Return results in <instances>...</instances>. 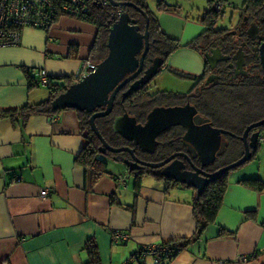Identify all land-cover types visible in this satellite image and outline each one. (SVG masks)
<instances>
[{"label": "crops", "instance_id": "crops-1", "mask_svg": "<svg viewBox=\"0 0 264 264\" xmlns=\"http://www.w3.org/2000/svg\"><path fill=\"white\" fill-rule=\"evenodd\" d=\"M160 1L177 9L157 11ZM198 1L147 0L161 30L178 45L161 71L203 73V56L188 47L206 29L201 18L207 0L203 7ZM223 1V14L239 15L246 0ZM95 36L93 24L70 16L59 17L48 30L22 28L17 46L0 47V110L48 98L47 87H28L35 69H45L58 83L64 77L74 82ZM85 144L74 109L25 122L0 117V264H85L89 239L100 264H122L140 247L195 233L193 189L178 185L165 193L164 181L144 176L136 192L134 176L108 159L106 173L90 186L87 171L75 161ZM262 157L264 150L229 174L215 222L167 264H264V190L240 183L255 177L264 182ZM44 188L48 197L39 195ZM115 232L127 239L114 241ZM143 264L155 263L146 258Z\"/></svg>", "mask_w": 264, "mask_h": 264}, {"label": "trees", "instance_id": "trees-1", "mask_svg": "<svg viewBox=\"0 0 264 264\" xmlns=\"http://www.w3.org/2000/svg\"><path fill=\"white\" fill-rule=\"evenodd\" d=\"M114 2H127L129 4L123 6H114L105 0V3H100L95 0H86L85 11L78 15L77 19L93 24L96 27V36L93 45L89 51L88 61L93 65L102 61L107 53V38L110 27L121 13H127L128 16L135 21L140 31L143 32L145 28V18L141 13L143 11L148 18V52L143 61V68L146 69L155 58H160L163 65L166 63L168 57L177 49L178 45L175 40L169 38L160 28L155 12H153L147 3V0H113ZM217 1L222 5V13L214 11L213 3ZM208 9L204 12L201 22L204 23L206 29L194 38L188 47L199 52L204 58V70L200 76H193L177 71H172L175 75L189 78L193 81L192 88L187 93H174L167 91L151 92L147 85H142L137 91H130L126 93L129 84L124 86L117 92L111 113L105 117L95 119V125L103 137V139L112 147H129L133 149L134 155L143 161H156L161 157H165L172 152V145L168 143L170 135L174 132L167 131L158 138V146L156 152L148 155L141 151L132 142L123 139L112 130V122L116 116L124 113L134 117L137 123L144 124L147 114L158 106H170L174 104H182L184 101H192L197 95L199 100L196 105L200 112L209 120L213 127L221 128L228 133L224 135L226 146L221 155H219L215 162L207 167L206 171L214 172L217 169L228 165L238 160L244 153V146L241 140L244 129L264 117V79L259 57L253 51V46H258L259 41L264 40V23L259 25L258 41H248L242 50L245 54V68L247 75L241 77L238 81L230 80L227 74L228 65L231 63L232 57L240 46V38L231 34V29L228 27H215L217 19L223 15L224 1L223 0H207ZM176 6H171L160 1L156 5L157 11L176 10ZM264 12V0H246L244 5L240 8L239 15H254L261 16ZM58 19V18H57ZM56 19V20H57ZM53 20L51 25L56 21ZM50 25V27H51ZM49 27V28H50ZM48 28V29H49ZM42 29V30H48ZM244 33H242V39ZM260 39V40H259ZM212 49H219L224 55L230 57V60L221 62L218 70L221 75L215 83L205 84L204 80L211 71L206 60V54ZM162 65V67H163ZM159 68L156 75L162 70ZM34 72V70H33ZM28 75V87L38 86L34 73ZM155 75V76H156ZM154 76V77H155ZM62 83L53 81L49 77L48 98L35 104H25L18 109L0 110V117H9L14 119L20 117L25 122L30 116L45 114L53 116L58 113L51 107V101L60 93H62L67 86L74 83L69 78H59ZM223 83H220V82ZM238 82V83H237ZM98 110H102L101 108ZM79 126L83 133L86 132V144L75 157V161L82 165L89 176V185L93 186L99 177L106 173L105 160H113L117 163L123 164L125 160H131V156L127 152L111 153L100 151L101 142L98 137L92 132L89 125L90 113L77 111ZM176 131V129H172ZM254 131L259 132V135H264V125L260 126ZM250 133L248 136H250ZM260 143V142H259ZM257 144L255 149H251V157L244 164L237 168L226 171L220 175L216 180L206 185L203 193L196 199L195 192L192 200V212L196 222L195 233L189 238H182L170 240L162 243L164 248H171L172 252H163L160 254V263H169L179 251L186 248L191 243L197 241L203 234L205 228L214 223L217 213L222 204L223 196L227 188L228 176L234 170H237L246 165L249 161L256 160L260 144ZM124 165V164H123ZM125 166V165H124ZM127 173L134 176V189L138 192L141 179L144 176H149L155 180L164 181L165 193L178 185L187 188L183 184H178L175 181L167 180L161 174L148 167L141 168L139 171L131 170L125 166ZM244 185H248L257 191L264 190V182L260 178H248L240 181ZM113 201V200H112ZM226 233L221 229L220 234ZM85 251L87 254V261L85 264H100L99 254L96 243L89 239L85 243ZM145 250L140 247L131 257L126 261L136 260L138 264H143L148 256L142 257ZM151 259V258H150ZM157 264V263H155Z\"/></svg>", "mask_w": 264, "mask_h": 264}, {"label": "water", "instance_id": "water-1", "mask_svg": "<svg viewBox=\"0 0 264 264\" xmlns=\"http://www.w3.org/2000/svg\"><path fill=\"white\" fill-rule=\"evenodd\" d=\"M109 2L114 6L129 4L127 2L118 3L113 0H109ZM141 13L145 18L144 31H140L135 21L127 13H121L110 27L106 57L95 65L92 72L80 81L70 84L62 93L57 95L51 101V107L55 111L74 109L90 113V129L101 142L100 151L102 153L106 151L111 153L127 152L131 156V160H125L123 164L128 167L129 171L136 170L139 166L158 169L169 162L161 169V176L193 189L197 199L207 184L216 180L222 173L237 168L250 159L251 149H255L259 143V132L255 131L250 136L248 134L264 125V117L244 129L241 136L244 146L243 155L238 160L213 173L204 172L197 167H193L192 170L185 169L184 163L175 159L179 154H172L162 162L148 163L139 160L134 155L132 148L110 146L99 133L95 119L111 113L117 92L128 82L134 80L142 70L143 61L148 52L149 40L148 18L143 11ZM257 33V26L251 25L248 36L255 39ZM238 52L239 55L234 56L233 59L239 60L236 66L241 67L243 54L241 50ZM211 53V56L206 54L209 61L214 55H220V51L217 49ZM257 53L264 79V40L260 42ZM228 58L222 59L227 60ZM162 65L163 61L160 58H155L152 65L144 71L143 76L130 84L126 93L137 91L142 85H146ZM211 66L213 67L214 64ZM210 81H212V77L206 79L207 83ZM100 108L102 110H98ZM173 126L184 128L185 132L182 139L196 152L202 165H209L214 162L216 156L224 150L225 142L222 141V135L227 131L213 127L209 120L198 115L196 109L189 103L183 106L154 107L147 114L144 124L137 123L134 117L126 113L116 116L112 122L114 133L132 142L145 153H153L157 145L156 138L164 130ZM85 135L86 132L83 133V136Z\"/></svg>", "mask_w": 264, "mask_h": 264}, {"label": "built area", "instance_id": "built-area-1", "mask_svg": "<svg viewBox=\"0 0 264 264\" xmlns=\"http://www.w3.org/2000/svg\"><path fill=\"white\" fill-rule=\"evenodd\" d=\"M105 3V0H95ZM86 0H0V47L17 46L20 40V30L28 27L32 29H48L59 17H77L85 11ZM214 11L222 13V5L215 1L212 5ZM95 68L91 62L85 63L83 71L78 74L75 82L80 81ZM36 82L39 86L49 85V76L45 69L34 70ZM259 142L264 143V135H259ZM41 197H48L50 191L47 188L39 192ZM114 241L125 240L127 235L122 232H115L112 235ZM145 250L142 257L148 256L154 263H160V254L172 252L171 248H164L161 245L143 246ZM264 251V248H263ZM244 256L239 260L243 261ZM122 264H132V261H125Z\"/></svg>", "mask_w": 264, "mask_h": 264}, {"label": "flooded vegetation", "instance_id": "flooded-vegetation-1", "mask_svg": "<svg viewBox=\"0 0 264 264\" xmlns=\"http://www.w3.org/2000/svg\"><path fill=\"white\" fill-rule=\"evenodd\" d=\"M238 21H237V23L234 25V26H232V27H229L230 29H231V34L233 35V36H235V37H237V38H240L241 39V41H240V46H239V48L237 49V51L235 52V54H234V56H236V55H239L238 53V51L239 50H241V52H242V54H243V65L241 66V67H237L236 66V63L238 62L239 63V60H236V59H233V57H232V62L231 63H229V65H228V70L226 71L227 72V74L229 75V78H230V80H236V81H238L241 77H243V76H246L247 75V71H246V68H245V54H244V52H243V50H242V47L243 46H245V40L244 39H246V43L248 42V41H258V38H259V25L260 24H262V23H264V12L262 13V15L261 16H258V17H256V16H254V15H245V16H240V15H238V19H237ZM251 25H256L257 26V29H258V33H257V36H256V38L255 39H252V38H250L249 36H248V30L250 29V26ZM252 31V30H251ZM242 33H244V38L242 39ZM251 33V32H250ZM248 40V41H247ZM260 40V39H259ZM260 42L261 41H259V44H260ZM258 47H259V45L257 46H253V51L255 52V54H257V56H258V53H257V50H258ZM213 50H216V49H212L211 51H213ZM217 50H219V49H217ZM211 51L208 53L210 56H211ZM220 51V50H219ZM226 58V57H228L227 55H224L221 51H220V55H214L212 58H211V60L209 61V60H207V62H208V65H209V68H210V72H209V74H208V76L205 78V80H204V83L205 84H210V83H215L219 78H220V75H221V73H220V71L218 70V66H219V64L221 63V62H226V61H228V60H230V57L227 59V60H224V59H222V58ZM145 59V58H144ZM153 61H154V59L152 60V62H151V64L148 66V67H150L151 65H152V63H153ZM211 64H214V66L212 67L211 66ZM147 67V68H148ZM146 68V69H147ZM146 69H144L143 67H142V70H141V72L139 73V75L135 78V79H138V78H140L141 76H143V74H144V71L146 70ZM208 77H212V81H210V82H206V79L208 78ZM154 78V77H153ZM153 78L146 84L148 87H149V89H150V83H151V81L153 80ZM135 79L134 80H132V81H130V82H128L127 84H129V86H130V84L133 82V81H135ZM240 81V80H239ZM238 81V82H239ZM193 82V81H192ZM237 82V83H238ZM220 83H223L222 81L220 82ZM241 82H239V84H240ZM126 84V85H127ZM126 85H124V86H126ZM123 86V87H124ZM122 87V88H123ZM121 88V89H122ZM120 89V90H121ZM119 90V91H120ZM118 91V92H119ZM187 93V92H186ZM198 101H200L199 100V98H198V96L196 95L195 96V98H193V100L192 101H189V100H186V101H184L182 104H174V105H170V106H183V105H185V104H187V103H189L190 105H192L195 109H196V111H197V113H198V115H200L201 117H203V118H205V119H207L201 112H200V110H199V108H197L196 107V105L198 104ZM169 106V105H168ZM163 107H167V106H163ZM172 129H176V131H173ZM167 131H171V132H174L173 134H172V136L170 135V137H169V139H168V143L170 144V145H172V152L170 153V154H168L167 156H165V157H161V158H159L158 160H156V161H145V162H148V163H158V162H162V161H164L166 158H168L169 156H171L172 154H179L177 157H175V159H178V160H180V161H182L183 163H184V165H185V169H187V170H192V168L193 167H197V168H200L202 171H204V172H207V173H213V172H209V171H206L205 170V167H207V166H209V165H211V164H213L214 162H215V160H216V158L219 156V155H221L222 153H220V154H218L217 156H216V158H215V160H214V162H212L211 164H209V165H202L201 164V162H200V160H199V158H198V156H197V154H196V152H194L193 151V149H192V147H190L183 139H182V136L184 135V132H185V130H184V128H182L181 126H173V127H170V128H168V129H166V130H164L159 136H161L163 133H165V132H167ZM253 132H255L254 130H252V133ZM228 133V132H227ZM227 133H225V134H227ZM225 134H223L222 135V141L223 142H225V146H226V141H225V139H224V135ZM159 136L156 138V140H157V145H156V147H155V150H154V152L153 153H146V154H148V155H152V154H154L155 152H156V148H157V146H158V138H159ZM224 149H225V147H224ZM224 151V150H223ZM140 160V159H139ZM141 161H143V160H141ZM167 164H169V162L168 163H166L165 165H163V166H161L160 168H150V167H148V168H150V169H152V170H155V171H157V172H159L160 173V171H161V169L162 168H164ZM226 166V165H225ZM145 167H147V166H139V168L138 169H136L137 171H139L141 168H145ZM224 167V166H223ZM222 168V167H221ZM220 169V168H219ZM218 170V169H217ZM215 172V171H214Z\"/></svg>", "mask_w": 264, "mask_h": 264}, {"label": "rangeland", "instance_id": "rangeland-1", "mask_svg": "<svg viewBox=\"0 0 264 264\" xmlns=\"http://www.w3.org/2000/svg\"><path fill=\"white\" fill-rule=\"evenodd\" d=\"M198 4L203 7L206 5V0H200L198 1ZM229 10H225V14L220 16L215 24V27H232L237 23L238 14L233 13L231 14L228 12ZM193 82L189 78L181 77L178 75H175L173 73H169L166 71H160L151 81L150 83V91L156 92V91H167V92H174V93H186L192 88ZM260 148L258 155L261 156V153L264 150V143H259ZM254 161V160H253ZM252 161H249L247 164L251 163ZM260 169L261 173H264V159L263 157L260 159Z\"/></svg>", "mask_w": 264, "mask_h": 264}]
</instances>
